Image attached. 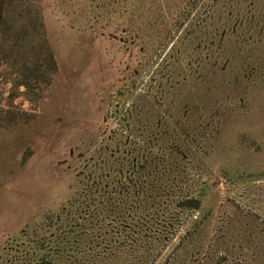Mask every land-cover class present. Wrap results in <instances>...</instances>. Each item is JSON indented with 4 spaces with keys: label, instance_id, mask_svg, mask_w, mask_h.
I'll list each match as a JSON object with an SVG mask.
<instances>
[{
    "label": "rangeland",
    "instance_id": "obj_1",
    "mask_svg": "<svg viewBox=\"0 0 264 264\" xmlns=\"http://www.w3.org/2000/svg\"><path fill=\"white\" fill-rule=\"evenodd\" d=\"M4 1L0 264L264 255V0H108L73 65Z\"/></svg>",
    "mask_w": 264,
    "mask_h": 264
},
{
    "label": "crops",
    "instance_id": "obj_2",
    "mask_svg": "<svg viewBox=\"0 0 264 264\" xmlns=\"http://www.w3.org/2000/svg\"><path fill=\"white\" fill-rule=\"evenodd\" d=\"M39 5L43 11L45 20V29L49 34V40L55 51V56L59 63L72 65L76 62L74 53L70 51V39L79 40L76 32H92L98 31V22L100 19L94 20L96 24L82 23L85 12L90 10H98L101 7H107L108 0H27ZM110 7H113V0H110ZM87 12V13H88ZM90 14V12H89ZM101 17V14H99ZM87 21V20H84ZM89 22V21H88ZM106 24V23H105ZM105 28V27H104ZM103 25L101 30L104 29ZM64 43V46L62 45ZM66 47V48H64ZM64 49V51H63Z\"/></svg>",
    "mask_w": 264,
    "mask_h": 264
},
{
    "label": "trees",
    "instance_id": "obj_3",
    "mask_svg": "<svg viewBox=\"0 0 264 264\" xmlns=\"http://www.w3.org/2000/svg\"><path fill=\"white\" fill-rule=\"evenodd\" d=\"M18 2H20V3H25V1L26 0H17ZM32 4V3H31ZM4 6H5V1L4 0H0V20H1V18H2V16H3V12H4ZM43 40V39H42ZM43 42H44V47L46 48V51H47V54H48V61H49V63H50V65H51V69H52V72H55L56 71V63H55V59H54V56H53V53H52V51H51V48L49 47V45L47 44V42H45V40H43ZM28 70H29V68H27ZM25 80H24V83H23V85L27 88V89H30L31 88V83L30 82H32V81H29L30 79H32L33 77L31 76V75H27V74H25ZM46 81V80H45ZM222 240H220V238H218V240L216 241L217 242V244L218 243H220ZM263 245H264V243H262ZM224 246L225 245H222V249H223V251H225V249H224ZM221 246H219V247H217L219 250H221V248H220ZM221 253H222V251H221ZM222 254H224V253H222ZM221 256V255H220ZM260 257L259 258H254V257H251V259L253 260V262H251V263H244V264H264V255L262 256V255H259ZM247 257H249V256H245L244 258H243V260L244 259H246ZM240 260V259H239ZM249 262H250V259L248 260ZM214 264V263H213ZM236 264V263H235ZM237 264H239V263H237ZM243 264V263H242Z\"/></svg>",
    "mask_w": 264,
    "mask_h": 264
}]
</instances>
